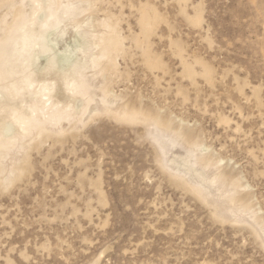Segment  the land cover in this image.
I'll return each instance as SVG.
<instances>
[{
	"label": "rangeland",
	"instance_id": "1",
	"mask_svg": "<svg viewBox=\"0 0 264 264\" xmlns=\"http://www.w3.org/2000/svg\"><path fill=\"white\" fill-rule=\"evenodd\" d=\"M9 28L80 42L87 88L0 158V264H264V0H0Z\"/></svg>",
	"mask_w": 264,
	"mask_h": 264
},
{
	"label": "bare ground",
	"instance_id": "2",
	"mask_svg": "<svg viewBox=\"0 0 264 264\" xmlns=\"http://www.w3.org/2000/svg\"><path fill=\"white\" fill-rule=\"evenodd\" d=\"M24 17V12L17 9L13 26L22 28ZM12 29L0 37V90L8 94L0 97L2 107L8 108L7 112H0V158L12 155L15 148L25 154L33 140L53 128L61 129L62 119L67 118L68 123L74 121L73 96H66L65 91L83 95L87 88L85 65L73 53L80 42L74 45L75 39L65 44L67 48L55 47V42L50 44L51 30L32 31L19 38V35L11 36ZM116 43L109 36L104 39L102 50L106 54ZM8 117L15 126L8 123Z\"/></svg>",
	"mask_w": 264,
	"mask_h": 264
}]
</instances>
